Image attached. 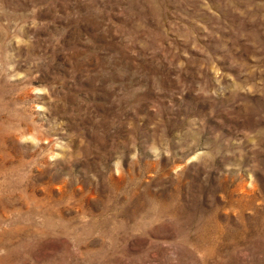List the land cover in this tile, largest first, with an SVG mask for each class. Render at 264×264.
<instances>
[{"label": "rangeland", "instance_id": "1", "mask_svg": "<svg viewBox=\"0 0 264 264\" xmlns=\"http://www.w3.org/2000/svg\"><path fill=\"white\" fill-rule=\"evenodd\" d=\"M0 264H264V0H0Z\"/></svg>", "mask_w": 264, "mask_h": 264}]
</instances>
